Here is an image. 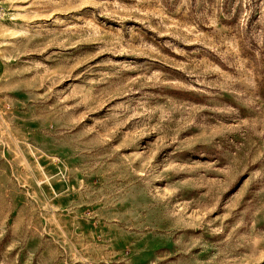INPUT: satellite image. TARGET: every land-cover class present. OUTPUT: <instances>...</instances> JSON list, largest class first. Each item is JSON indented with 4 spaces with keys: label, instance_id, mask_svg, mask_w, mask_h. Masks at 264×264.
<instances>
[{
    "label": "rangeland",
    "instance_id": "374dc122",
    "mask_svg": "<svg viewBox=\"0 0 264 264\" xmlns=\"http://www.w3.org/2000/svg\"><path fill=\"white\" fill-rule=\"evenodd\" d=\"M0 4V264H264V0Z\"/></svg>",
    "mask_w": 264,
    "mask_h": 264
},
{
    "label": "built area",
    "instance_id": "2783aa9c",
    "mask_svg": "<svg viewBox=\"0 0 264 264\" xmlns=\"http://www.w3.org/2000/svg\"><path fill=\"white\" fill-rule=\"evenodd\" d=\"M1 14H2V6L0 4V17H1Z\"/></svg>",
    "mask_w": 264,
    "mask_h": 264
}]
</instances>
